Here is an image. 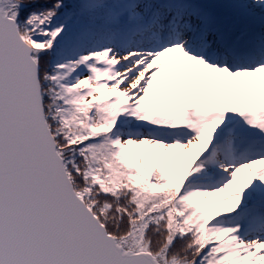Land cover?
Segmentation results:
<instances>
[{
    "label": "snow or ice",
    "instance_id": "obj_1",
    "mask_svg": "<svg viewBox=\"0 0 264 264\" xmlns=\"http://www.w3.org/2000/svg\"><path fill=\"white\" fill-rule=\"evenodd\" d=\"M0 264H264V0H0Z\"/></svg>",
    "mask_w": 264,
    "mask_h": 264
}]
</instances>
